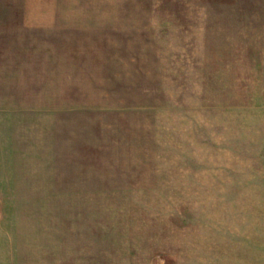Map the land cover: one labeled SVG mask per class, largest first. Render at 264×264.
Wrapping results in <instances>:
<instances>
[{
    "label": "rangeland",
    "instance_id": "rangeland-1",
    "mask_svg": "<svg viewBox=\"0 0 264 264\" xmlns=\"http://www.w3.org/2000/svg\"><path fill=\"white\" fill-rule=\"evenodd\" d=\"M18 1L0 264H264V0Z\"/></svg>",
    "mask_w": 264,
    "mask_h": 264
},
{
    "label": "crops",
    "instance_id": "crops-1",
    "mask_svg": "<svg viewBox=\"0 0 264 264\" xmlns=\"http://www.w3.org/2000/svg\"><path fill=\"white\" fill-rule=\"evenodd\" d=\"M28 0H19L18 1V5H17V9L19 10V16L17 17L18 20L20 21L19 25L24 27H27L28 25V21H34L35 26H38V24L44 23L47 20L52 19L51 16V10H49L50 7H48L46 10V12L44 11L43 13H41L40 15L37 14V11H34V13L32 12H28V5H35L38 6L40 3L41 4H47V5H51L52 0H34V2H29ZM42 25V24H41ZM43 26V25H42Z\"/></svg>",
    "mask_w": 264,
    "mask_h": 264
}]
</instances>
